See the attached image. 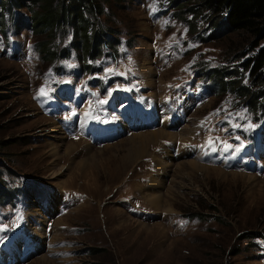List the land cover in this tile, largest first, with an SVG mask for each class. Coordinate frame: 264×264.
<instances>
[{"label": "rangeland", "instance_id": "374dc122", "mask_svg": "<svg viewBox=\"0 0 264 264\" xmlns=\"http://www.w3.org/2000/svg\"><path fill=\"white\" fill-rule=\"evenodd\" d=\"M171 1L94 0L120 33L122 55L97 58L89 66L103 71L79 78L81 48L69 61L44 60L36 44L55 49L47 31L34 32L24 8L30 0L22 8L0 4V236L17 242L23 260L29 254L19 263L0 255V264L43 257L48 264H264V113H249L213 77L226 67L243 71L247 59L235 60V51L248 36L223 29L217 41H201L176 18ZM18 14L29 24L20 32ZM72 30L59 35L58 50L71 44ZM134 118L152 129L113 136ZM223 122L255 135L225 134ZM216 123L217 133L209 129ZM201 125L193 141L199 153L243 173L202 164L188 151ZM153 131L175 138L150 143L128 162L126 150L106 148H125L132 136ZM188 162L211 169L177 167ZM153 193L158 208L148 200ZM125 200L144 206V221Z\"/></svg>", "mask_w": 264, "mask_h": 264}, {"label": "trees", "instance_id": "16d2710c", "mask_svg": "<svg viewBox=\"0 0 264 264\" xmlns=\"http://www.w3.org/2000/svg\"><path fill=\"white\" fill-rule=\"evenodd\" d=\"M30 1L31 5L24 8L31 12L30 21L34 32L39 35L47 31L51 36L49 42L56 50L52 51L46 42L36 44L46 62L58 63L70 55L71 48L76 51L81 48L86 57H80L83 60L80 73H98L101 71L89 66L98 61L97 58L105 56L113 58V61L119 56L118 47L122 39L116 37L120 33L112 31L109 21L102 20L105 15L102 4H95L94 0ZM8 3L22 8L24 0H0L5 9ZM171 3L178 7L176 18L189 27V35L198 34L196 38L201 41H217L223 29L228 30L229 34L241 32L248 36L235 51V60L247 59L243 64V71L240 72V67L236 66L226 67L219 73H214L213 77L218 82L221 81L224 94L232 93L255 116L258 112L264 113V46H261L264 41V0H172ZM204 18L206 24L200 25ZM4 24L1 17L0 29ZM23 24L26 28L29 27L24 17L18 14L15 25L19 32ZM68 26L73 28L71 44L58 50L56 47L59 35L67 34ZM208 31L212 32L206 39L204 35L199 36L200 32ZM246 79L250 84L244 82Z\"/></svg>", "mask_w": 264, "mask_h": 264}, {"label": "bare ground", "instance_id": "6f19581e", "mask_svg": "<svg viewBox=\"0 0 264 264\" xmlns=\"http://www.w3.org/2000/svg\"><path fill=\"white\" fill-rule=\"evenodd\" d=\"M52 127V128H51ZM50 130L53 132L54 131V128H56L55 125H52L50 126ZM186 132H189V128H186ZM57 133V132H56ZM55 134V133H54ZM184 135V133H183ZM165 136H170V138H175L173 135L171 134H168V133H164V131H153V132H150V133H138L134 136H132V138L129 139L128 141V144H126L125 148H120V145L118 146H113V145H109L108 149H115V151H124L126 150V154L124 157H126V162L132 160V159H137L138 157H140L141 155H145V153H147V149H148V146L150 145V143H153V142H157L158 140L160 139H163ZM184 139V138H182ZM119 144H122V143H119ZM74 147L73 144H69L68 147H67V150H70ZM99 152H102V151H99ZM54 154L57 155L59 154V150L56 149L54 151ZM143 157V156H142ZM146 157V156H145ZM198 158V157H197ZM94 160V159H93ZM124 160V161H125ZM196 160V159H194ZM88 161V160H87ZM195 162V161H194ZM194 162H188V163H183V164H179L177 167L180 168V169H183V165L184 164H188L192 167H196V168H200V169H204L203 171L205 170H210L211 168H208V167H205V166H201V165H198ZM193 170V169H192ZM214 170V169H213ZM216 170H219V169H216ZM220 171V170H219ZM202 172V171H201ZM223 172V171H221ZM192 173V172H191ZM207 173V172H206ZM188 175V174H187ZM227 175V174H225ZM233 175V174H232ZM234 176V175H233ZM238 176V175H237ZM249 179H255L256 181V178L255 177H248ZM154 183H158V180H154L153 182V189H157L155 186H154ZM258 186V185H257ZM256 186V187H257ZM254 187V186H253ZM264 187V186H263ZM157 191V190H156ZM263 192V191H262ZM158 193V192H157ZM157 193H153V194H149V202H151L153 204V206H156L157 208L160 207V198H159V194ZM170 210V209H169ZM159 211V209H158ZM38 225V224H36ZM40 237H42V234L39 232L37 234V239H40ZM50 261L46 258H41L37 261V264H48Z\"/></svg>", "mask_w": 264, "mask_h": 264}, {"label": "snow or ice", "instance_id": "6c2138e0", "mask_svg": "<svg viewBox=\"0 0 264 264\" xmlns=\"http://www.w3.org/2000/svg\"><path fill=\"white\" fill-rule=\"evenodd\" d=\"M43 91H44V90L41 89V92H43ZM235 126H236V127H239V125H235ZM209 143L211 144L212 141L210 140ZM230 147H231L230 145L225 144V148H230ZM213 150H215V149H213Z\"/></svg>", "mask_w": 264, "mask_h": 264}]
</instances>
